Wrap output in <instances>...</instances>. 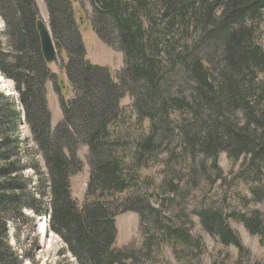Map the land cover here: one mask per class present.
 <instances>
[{"label": "trees", "instance_id": "obj_1", "mask_svg": "<svg viewBox=\"0 0 264 264\" xmlns=\"http://www.w3.org/2000/svg\"><path fill=\"white\" fill-rule=\"evenodd\" d=\"M43 1L53 39L66 54L63 68L75 96L66 101L60 97L63 117L51 130L45 83L52 82L55 92L61 93L41 52L35 27L36 0H0L4 24L0 76L12 81L36 145V150L27 152L31 163L23 165L20 149L24 142L17 135L22 115L15 99L0 94V264H23L9 245V224L26 220L23 209L42 211L46 194L50 197L51 230L80 264H125L124 250L109 251L119 212L134 213L140 222L147 216L158 232L167 231L170 239L181 240L186 246L193 244L183 227L171 223L158 227L157 220H152L158 212L151 209L147 197L134 194L109 206L104 194H123L136 188L137 178L128 165L132 162L141 167L159 154H171L176 142L181 158L184 153L199 154L211 160L212 168L220 153L230 160L242 157V175L261 184L264 50L256 34L264 22V0H78L81 9L83 3L90 6V23L98 39L124 56L117 82L107 69L85 60L71 1ZM125 91L135 98L138 114L152 123V133L136 141L132 153L126 145H112L107 139V125L116 117ZM172 112L181 114L180 125L169 120ZM81 142L90 153L88 191L99 195L86 201L79 212L70 196L69 180L82 172L76 154ZM37 153L44 170L35 160ZM173 158L170 163L178 161ZM202 166L201 162V170ZM26 168L39 174L35 188L23 176ZM261 186L251 191L257 202H264ZM167 188L176 193L177 187L171 183ZM198 217L208 235L241 252L239 240L220 212L202 211ZM229 218L236 219L251 235L264 236V221L257 213Z\"/></svg>", "mask_w": 264, "mask_h": 264}, {"label": "rangeland", "instance_id": "obj_2", "mask_svg": "<svg viewBox=\"0 0 264 264\" xmlns=\"http://www.w3.org/2000/svg\"><path fill=\"white\" fill-rule=\"evenodd\" d=\"M36 5L39 19L46 22L48 19L42 0H36ZM86 8L89 10L88 7ZM82 15L86 19L84 26L89 27L87 17L90 15V11H86L87 17ZM3 30L4 25L0 17V33ZM82 37L86 51L89 52L91 63L111 67L114 75L122 68L121 52L107 49L91 29L83 32ZM256 41L264 50V22L256 34ZM160 58L164 60V54H160ZM62 68V60L52 67L56 80L58 79V72ZM257 77L260 82V77ZM0 79L2 80L1 77ZM7 81L9 80L7 79ZM1 86L0 94L6 98L15 99L11 96L14 94V85L11 83L7 85L10 88L9 92ZM46 92H48L49 97L47 109L55 121L51 122L52 127H54L56 122L59 123L62 118L59 96L49 88H46ZM125 92L126 95L118 105L116 117L107 125V139L112 145L116 142L121 147L126 145L132 153L136 150L134 149L136 141L144 139L152 133V123L148 118L138 114L134 105L135 98L128 93L129 90ZM15 94L18 95L17 92ZM62 95L63 99L67 100L72 99L75 93L71 87H66L62 91ZM237 116L241 124L242 119L239 113ZM169 120L178 126L182 116L178 112H172L169 114ZM17 135L24 142L20 149L22 164L31 163L32 157L27 152L30 153L28 149L32 148L33 144L29 141L28 130L26 132L19 128ZM178 147V143H174L173 153L159 154L141 167L130 163L131 159L127 156L126 162L130 163L128 169L131 168L134 171L138 184L136 188H129L123 194L105 193L104 203L109 206L115 205L114 203L123 202L124 199L134 194L143 195L148 198L151 209L158 212L155 219L152 218V220H157L158 225H160L159 228L169 227L170 223L183 227L194 243L186 246L181 240L170 239L169 235H166L167 231L158 232L154 225L149 224L150 218L147 216L144 217L146 223L144 218L140 222L139 216L137 217L136 214L119 212L120 214L118 213L114 220L117 231L116 240L109 251L114 253L124 250L127 253L125 264L132 262L135 264L139 262L140 264H264V236L260 238L251 235L236 219L229 218L233 214L252 217L254 213H257L258 218L264 221V202L255 201L251 192L252 189L264 185V170L261 184H258L251 178L245 179V174L242 175L244 170L242 166L245 162L242 157L238 161L230 160L226 153H220L215 168H212L211 160L199 154L192 157L190 154L184 153L181 158L182 151ZM76 154L83 169L79 175L70 180L69 186L75 209L79 211L81 205L86 201L89 203L95 199L99 192L94 194L88 191L90 153L83 142L77 147ZM171 157L178 161L170 163ZM35 160L41 166L36 154ZM201 162L203 163L202 170L199 168ZM41 172L44 173L42 170ZM38 175H35L31 168H26L23 171V176L30 179V186L33 188L37 186L39 181ZM177 177H180L179 181ZM191 179L198 181L194 184ZM169 183L175 188L177 187L175 194L169 192L167 188ZM83 184L86 186L84 187ZM44 197L47 198L48 194ZM42 201H45L43 197ZM27 210L23 209V213L27 215L28 220L35 222L32 211ZM208 210L220 212L224 219L226 218V226L239 240L241 252L234 246H223L217 238L208 235L202 228L198 216L202 211ZM21 225L19 222L9 224L11 237L9 245L18 253L23 264L68 263L67 258L62 256L60 247L53 240L45 238L44 242L47 244L44 245H47V249L43 250L42 253L37 252L40 241L36 237V233H34L35 236L30 235V230L34 229V224L31 223L30 226Z\"/></svg>", "mask_w": 264, "mask_h": 264}, {"label": "bare ground", "instance_id": "obj_3", "mask_svg": "<svg viewBox=\"0 0 264 264\" xmlns=\"http://www.w3.org/2000/svg\"><path fill=\"white\" fill-rule=\"evenodd\" d=\"M1 77V76H0ZM2 78V77H1ZM9 81H7L6 79H4V78H2V80L0 79V85H2L1 87H5V90L7 91V92H9L10 91V88H9V86H7V85H9V83H11V82H9ZM12 84V83H11ZM13 92H14V94H15V91L13 90ZM47 209H49L48 208V206H47ZM48 214H49V211L47 212V217H48ZM33 217H35V215L33 214ZM40 219V217L38 218L37 217V222L36 223H38L40 226H41V230H39L38 228H37V225H35L34 224V229L31 231L30 230V232H31V236H35L34 235V233H36V237L39 239V241H40V243H39V249H37V252H41L42 253V251L43 250H46L47 249V245H44V244H47V243H45L44 241H45V238L47 239V240H53L54 242H55V244H57L60 248V251H62V256L63 257H66L67 258V261H68V263L69 264H76L75 263V260H74V258H72V256L68 253V251H67V246H65L64 245V243L61 241V239H59L56 235H54V234H52L50 231H49V227H48V223H47V220H45V222L43 221V220H39ZM42 219V218H41ZM28 226V225H27ZM30 226V225H29ZM25 232V231H24ZM28 232V231H27ZM28 234H29V232H28ZM51 248V247H50ZM49 250H51V249H49ZM57 253V252H56ZM42 256V255H41ZM35 257V256H34ZM44 257V256H43ZM58 257V256H57ZM45 259H47V258H45ZM44 259V260H45ZM50 259V258H49ZM61 259V258H60ZM55 262V261H54ZM67 263V264H68ZM48 264H52L51 262H48ZM54 264V263H53Z\"/></svg>", "mask_w": 264, "mask_h": 264}, {"label": "water", "instance_id": "obj_4", "mask_svg": "<svg viewBox=\"0 0 264 264\" xmlns=\"http://www.w3.org/2000/svg\"><path fill=\"white\" fill-rule=\"evenodd\" d=\"M36 26L41 42L43 56L47 63H52L55 60V47L52 42V38L40 21L37 22Z\"/></svg>", "mask_w": 264, "mask_h": 264}, {"label": "built area", "instance_id": "obj_5", "mask_svg": "<svg viewBox=\"0 0 264 264\" xmlns=\"http://www.w3.org/2000/svg\"><path fill=\"white\" fill-rule=\"evenodd\" d=\"M65 245V244H64ZM66 246V245H65ZM75 260V259H74Z\"/></svg>", "mask_w": 264, "mask_h": 264}]
</instances>
